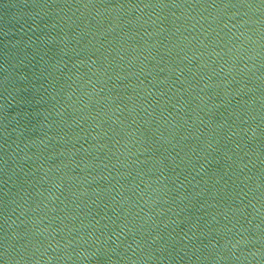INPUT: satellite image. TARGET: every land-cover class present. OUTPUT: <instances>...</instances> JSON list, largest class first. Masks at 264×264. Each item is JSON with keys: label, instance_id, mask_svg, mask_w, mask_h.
<instances>
[{"label": "water", "instance_id": "water-1", "mask_svg": "<svg viewBox=\"0 0 264 264\" xmlns=\"http://www.w3.org/2000/svg\"><path fill=\"white\" fill-rule=\"evenodd\" d=\"M0 264H264V0H0Z\"/></svg>", "mask_w": 264, "mask_h": 264}]
</instances>
